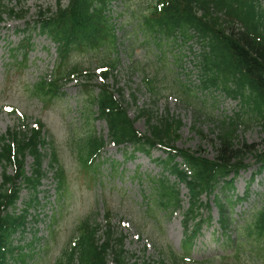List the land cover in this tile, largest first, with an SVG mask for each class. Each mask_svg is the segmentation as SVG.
I'll list each match as a JSON object with an SVG mask.
<instances>
[{
	"label": "rangeland",
	"instance_id": "rangeland-1",
	"mask_svg": "<svg viewBox=\"0 0 264 264\" xmlns=\"http://www.w3.org/2000/svg\"><path fill=\"white\" fill-rule=\"evenodd\" d=\"M143 2L151 3L150 0H125L122 6L113 8L116 13L121 14L117 21L120 23L126 17L124 4L126 8L140 10L139 6ZM255 3L258 7L263 6V0H257ZM54 4L55 0H26L27 21L31 22L36 18L38 7H53ZM0 7V136L8 129L12 131L31 129L36 121H40L45 127L44 135H47L48 139L42 151V169L45 176L38 195L42 206L35 211V215L38 216L39 222L42 219L47 221L50 216H56L59 222L55 230L56 242L49 243L46 254L49 264L54 262L58 249L64 244L74 226L87 217L94 224L111 226L115 233H121L124 236V250L128 253L135 252L139 257L143 254L144 260L150 263H157L161 259L162 252L170 247L177 253L181 252L191 261H208L205 264H264V245L257 246L254 240L251 242L252 250H241L237 255L233 252L235 247H240L234 230L230 232V237L235 240L233 249L226 246L217 225L218 215L213 205V196L202 198L206 203L209 199L211 224L203 227L191 247H184L182 251L184 236L180 224L181 214L176 212L171 219L166 215V219H161L158 224L155 217H161L162 210L155 208L151 216L144 212L143 195L149 193L144 176L159 177L161 175L162 170L157 161L165 159V152L154 148L150 155H144L139 152L133 153L132 145L122 148L109 144L106 123L93 119L92 114L96 109H92L87 101L89 95L97 91L96 86L100 84L97 79L89 82L88 93H84L80 84L84 83L86 75H75L72 81L65 85L62 93L46 104L32 96L31 86L40 78L49 76L58 62L55 47L45 37L39 35L35 28L25 29L24 21L17 20L15 16L9 17L4 8H17L14 0H0ZM221 18L227 20L226 16ZM228 25V23L224 25L226 29ZM23 29L27 31L32 46L28 50L26 65L17 69L16 65L12 64L11 55L13 49L21 45L23 38L28 37L18 33ZM119 43V64L114 72L115 77L109 78L106 84L108 87L118 85L119 88H123L124 93L115 94V98L128 102L129 116L135 117V107L138 106L151 108L157 119L165 114L174 119H180L182 127L174 136V145L179 149L198 150L202 156L213 159L214 150L211 142L216 135V120L224 117L233 119L240 110V105L237 100L229 99L217 90H197L201 85V74L197 66L203 53L201 42L195 39L191 44L182 45L180 48H174L172 44H164L159 49L154 45L148 46L135 42L134 37L130 36L119 38ZM160 53H163L164 64H174V56H178L183 65V75H179V71L168 66L158 69L157 60H152V57H158ZM95 56L74 54L65 61L61 69L68 71L73 66H77L82 70V74L85 69L96 74V67H90L91 59ZM20 59L19 56L17 61L19 62ZM134 67L138 69L133 70ZM155 71L159 72L155 84L161 92L158 100L153 99L142 85V78L153 79ZM177 81L189 84L195 89L196 98H191L189 104L184 102L183 97L177 92ZM132 92L136 93V104L130 102ZM173 99H177L178 102L175 103ZM4 107L16 108L23 116L24 123L18 121L21 119L17 117L18 115H10L4 111ZM247 111L245 109V113ZM240 118L246 121L244 113ZM194 125L201 135L192 130ZM135 129L144 133V122L139 120L135 124ZM89 136L102 138L106 145L99 158V172L95 170L91 173L101 183L97 182L90 190L85 186L86 179L83 171L86 169L83 166L82 171L78 154L79 141H84ZM236 136L239 140L244 139L247 143L264 149V129L259 123H250L247 128L243 125L239 126ZM50 153L55 154L56 165L61 166L64 173V188L60 201L57 200L58 182L50 166ZM244 160V164L249 168L235 178L234 192L231 194L243 197L245 193H248V197L246 202L234 208L233 217L236 220L240 218V213L264 203V169L257 173L258 165L254 158L247 156ZM177 161L180 162L179 159ZM32 165V159L29 156L26 157L25 172L30 173ZM111 165H118V169L114 168L115 171L117 170V175L111 171L114 170ZM8 171L10 172V169ZM1 172L0 167V181ZM135 174L139 175L142 181H139ZM254 174L255 179L251 181ZM168 179L170 183L175 181L171 177ZM177 189L184 208H187L186 188L179 185ZM28 196V190L23 188L20 192L18 209L23 207L22 201H26ZM106 210L110 211L107 221L105 220ZM118 220L131 224L133 229L129 235L115 225ZM43 226L44 224L41 223L37 237L46 236ZM26 235L29 239L31 238L29 233ZM139 236L140 238H137ZM19 237L20 235H16L14 240L18 242ZM144 248L146 250L143 252ZM108 262L112 264L111 260ZM33 264L47 263L40 261Z\"/></svg>",
	"mask_w": 264,
	"mask_h": 264
},
{
	"label": "trees",
	"instance_id": "trees-1",
	"mask_svg": "<svg viewBox=\"0 0 264 264\" xmlns=\"http://www.w3.org/2000/svg\"><path fill=\"white\" fill-rule=\"evenodd\" d=\"M109 1L67 0L66 4L63 5L61 0H56L54 11L47 9L44 12H39L40 32L57 45L61 62L73 51L93 53L97 51L98 46L106 44L105 41L108 39L110 28L104 12ZM98 2H103L102 6L99 9H93V4ZM220 4L221 2H215L217 8H219ZM203 6H207V4L200 0H153L150 6L152 7L151 10L144 15H138L139 28L146 35L154 33L171 35L175 30L184 32L189 28H194L200 33L202 38L210 39L209 33H211V41L208 43L210 54L205 59L207 73L211 75L210 82L213 85H218L220 81L227 95L234 98L238 96L242 103L251 109V115L261 117L264 120V37L260 33V29L264 28L262 17L260 16L257 20L254 15L251 16L250 20L244 18V27L247 32L218 29L215 33L212 27H209L210 25L202 22L201 19H197L195 15L194 11L196 9H201L207 14L212 13L209 8ZM236 14H241L247 18L250 16L247 10L243 11L241 9L236 11ZM251 28L253 30L249 31ZM256 37H260L261 41L258 42L255 39ZM218 40L224 42L223 50L218 48ZM70 71L79 73V69L76 67ZM62 78L63 74L61 72L55 73L53 81L49 85V92L44 90L48 84L41 80L34 89L33 95L39 98L53 96L58 91V83ZM230 80L235 85L233 90L227 87V83ZM98 107L102 117L107 113V109L111 113L117 109L105 94L104 89L102 90ZM116 114L119 117H124L120 112H116ZM121 123L118 119L112 120L113 138L119 143L135 140L136 134L132 126L119 129ZM147 123L152 139L158 140L157 143L161 145L171 146L170 148L175 155L168 158L165 166L189 190L191 209L183 221L186 233L190 218H195L194 211L198 207V202L201 204L199 197L202 194H212L220 183H222L220 187L222 193L228 194L232 191L234 180L226 179L232 173L237 175L240 170L245 169L242 164L244 157L253 155L254 158H258L260 163H262V168L264 167V150L260 152L254 145H248L245 142L240 143L236 140V130L233 123H222L217 137L218 141L213 145L215 155L212 161L202 159L192 153L178 152L174 149L171 137L176 132V128H180L179 123L168 120L155 126L151 124L150 118H148ZM38 124L40 125V123ZM30 132L32 134L30 138L26 136V133L18 134L16 132L11 134L9 131L7 136L0 137V166L2 167L0 184V264H7V258L11 259L13 264H27V259L30 257V255L23 253L24 249H28V245L13 248L10 238L16 230L24 227L25 217L28 216L29 209L39 203L37 198L31 199L26 207L21 210L20 214L15 213V204L21 187L36 192L42 177L38 169L40 166V155L37 149L40 132L33 130ZM9 139L12 144L7 143ZM26 152L36 157V169L31 173V177L27 176L23 170V158ZM176 156L182 158L190 172V176L174 162ZM10 165H12L14 171L12 176L7 173ZM18 181H21L22 186L18 184ZM157 184L158 188H156V191L161 202L160 205L164 208H179L180 200H178V194L175 192L172 194L168 193V187L161 181ZM242 200L241 198H235L234 203H240ZM214 201L220 213V227L222 230L227 231L231 225V218L225 205L217 196H215ZM225 202L233 205L231 200H226ZM8 206L6 213L2 214V210ZM240 231L246 238L264 239V204L250 211V216L245 220ZM115 262L116 264H128L122 259L120 253L115 255Z\"/></svg>",
	"mask_w": 264,
	"mask_h": 264
},
{
	"label": "snow or ice",
	"instance_id": "snow-or-ice-1",
	"mask_svg": "<svg viewBox=\"0 0 264 264\" xmlns=\"http://www.w3.org/2000/svg\"><path fill=\"white\" fill-rule=\"evenodd\" d=\"M11 109H6V111H10Z\"/></svg>",
	"mask_w": 264,
	"mask_h": 264
}]
</instances>
